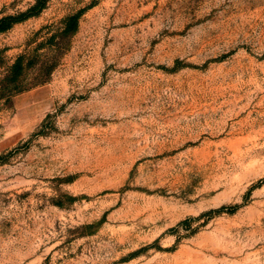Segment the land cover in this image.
Instances as JSON below:
<instances>
[{
	"label": "rangeland",
	"instance_id": "obj_1",
	"mask_svg": "<svg viewBox=\"0 0 264 264\" xmlns=\"http://www.w3.org/2000/svg\"><path fill=\"white\" fill-rule=\"evenodd\" d=\"M0 264H264V0H47L0 32Z\"/></svg>",
	"mask_w": 264,
	"mask_h": 264
},
{
	"label": "trees",
	"instance_id": "obj_2",
	"mask_svg": "<svg viewBox=\"0 0 264 264\" xmlns=\"http://www.w3.org/2000/svg\"><path fill=\"white\" fill-rule=\"evenodd\" d=\"M47 0H34V2L28 6L25 10L18 11L13 14H5L0 16V32L10 28L13 24L20 22L24 19H27L31 16L38 14L46 4ZM83 9L77 10L74 13L66 15L61 20V25L58 30V37L60 39L67 38L71 36L78 26V20L82 14ZM54 34L49 37L51 41L54 39ZM24 67L23 56H17L14 61L9 66V76L13 80H17V77L21 73Z\"/></svg>",
	"mask_w": 264,
	"mask_h": 264
}]
</instances>
